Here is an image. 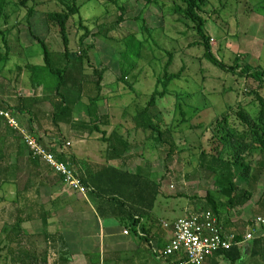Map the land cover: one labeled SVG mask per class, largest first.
<instances>
[{"label":"rangeland","instance_id":"1","mask_svg":"<svg viewBox=\"0 0 264 264\" xmlns=\"http://www.w3.org/2000/svg\"><path fill=\"white\" fill-rule=\"evenodd\" d=\"M66 1L35 0L29 4L38 6L40 12L32 21L35 33L46 39L53 55L63 53L65 48L56 29L48 32L43 13L65 10L63 2ZM7 2L6 19L1 20L2 30L11 31L18 24H23L21 30L18 29L19 32L14 29L8 36L7 42L13 54L9 61L2 63L3 71L0 74V92L6 99L4 103L13 106L17 95L28 96L32 92L35 96L38 84L41 85L38 88L40 96L51 95L58 79L42 68L45 67L44 51L27 31V9L19 7L18 0ZM78 4L82 6L81 15L69 23L71 51L73 56L82 54L83 50L88 52V61L85 62L87 74L92 76L96 70L105 72L102 82L104 99L98 105V113L100 117L108 115L112 118L110 129L104 127L106 136L110 137L118 129L122 138L132 146V150L124 155L125 162L123 159L117 160L119 168L130 173L144 168L151 171L155 181L165 178L157 209V217L161 220L176 221L202 210L207 205L208 194L227 204V197L221 191L228 187V182L221 174L214 175L201 167L199 147L209 150L208 128L230 108L242 105L249 113H258L253 92L259 89V84L243 76L241 68L250 65L264 71V0H207L201 13L207 19L206 31L212 39L214 55L228 66H234L237 58H243L239 63L241 68L235 74L223 72L204 59L203 48L194 46L200 38L192 30L193 25L174 12L175 7L181 5L176 0H159L151 6H147L144 0H118V6L109 4L106 0H80ZM121 17L123 21L118 23ZM81 25L90 31L83 49L80 47V39L85 31L80 28ZM130 36L146 42L141 60L135 64V70L126 80L133 88L121 81L123 66L131 67L133 63H129L130 59L126 65L123 59V54L127 52L125 39ZM170 52L174 54V60L169 72L179 74L183 71V75L181 80L172 83L168 95L157 102V111L161 113L165 124L162 128L172 129L178 147L188 150L168 161L166 154L149 141L150 134L141 128L142 121L138 119V114L146 108L155 91H164L159 86V79L164 76V68L170 61ZM5 53L6 46L0 42V55L4 56ZM28 65L34 66L37 74L27 70ZM19 66L22 67L21 71L18 70ZM261 95L264 97V89ZM88 104V100L83 98L76 106L79 119H83L84 114L89 121ZM12 114L18 125L24 131L30 132L41 146L67 154L70 163L73 148L81 156H90L94 162H102V154L108 151V145L102 141L104 135L94 133L90 137L85 132L81 136L86 137L85 140L74 137L73 142L69 134L63 135L64 139L61 141L65 148L61 151L54 148L53 143H46V139L41 138L43 136L24 128L28 123L27 116ZM32 119L36 121L35 118ZM68 143L72 145L68 146ZM42 163L52 172L45 174L46 186L39 189H44L47 209L52 208L58 188L64 194L73 192L79 195L64 180L63 183H56L57 174L46 163ZM248 163L255 166L256 160ZM233 171L240 189H251V181L242 177L243 169L239 167ZM28 181V175L22 177L21 188ZM5 189L4 201L0 192V221L11 223L15 218L16 207L13 201L17 192L13 185H7ZM181 194L185 198H173ZM263 194L264 176L245 207L225 210L221 216L224 226L238 233H247L249 228L262 230L264 225L256 226V223L258 219H264V213L258 207ZM162 199L170 201V208L161 206ZM48 231L58 232L53 227L48 228ZM236 264L243 263L239 261Z\"/></svg>","mask_w":264,"mask_h":264},{"label":"trees","instance_id":"2","mask_svg":"<svg viewBox=\"0 0 264 264\" xmlns=\"http://www.w3.org/2000/svg\"><path fill=\"white\" fill-rule=\"evenodd\" d=\"M80 0H67L63 2L65 10L61 12L43 13L44 24L48 27V32L56 29L62 39L65 51L58 55H53L50 51L49 44L46 39L35 33V27L32 23L39 14L37 5L30 6V3L35 0H18V6L27 9L26 24L29 32L35 43L44 51L45 67L50 75L58 79L55 90L51 95H39V86L36 85L38 91L33 97H22L17 95L16 102L13 106L0 105L3 110L10 111L14 114L37 117L44 107L50 109V116L53 125L59 130L63 126L69 127L73 120L74 107H76L83 98L88 100L89 121H78V130L89 128V134L100 133L104 135L103 143L108 145L109 162L122 160L124 155L132 150L129 142L124 140L116 129L110 137H107V132L103 131V127L111 125L112 118L108 115L98 117V105L104 99L102 82L104 71L96 70L92 76L87 74L86 60L88 61V52L83 50L82 54L73 56L71 51V43L69 36V23L72 19L81 15L82 6L79 5ZM107 3L118 6V0H106ZM147 6L153 3H158L159 0H144ZM181 5H177L174 12L182 15L186 21L190 22L192 30L196 32L200 41L194 46L203 48L204 59L212 66L229 74L237 73L242 57L237 58L234 66H228L219 60L213 52L211 45V37L207 34L206 25L207 19L201 13L206 5L207 0H176ZM7 0H0V42L6 46L4 56L0 55V74L3 71L2 63H6L11 59L13 54L12 48L9 46L7 39L10 32L14 29L21 30L22 25L16 26L11 31H3L1 28V20L5 17V9ZM35 4V3H34ZM123 11V9H120ZM121 17L118 23H121ZM20 26V27H19ZM85 34L80 39V47L83 49L84 42L88 39L90 31L81 27ZM18 30V32H19ZM47 36V35H46ZM127 52L123 54V59L127 65L133 61L131 67L122 68V78L127 86L133 88L132 85L126 83L131 73L135 70V64L142 58V51L146 42H141L135 36H130L125 39ZM170 61L164 68V76L159 79V86L164 88L163 92L155 91L146 108L138 114V119L142 121L141 128L149 132V141L156 145V149L166 154V159L169 161L175 156L186 152L188 149L178 147L174 140L172 129H163L164 124L161 118V113L157 111V102L164 99L169 93V87L175 81L182 78V72L172 74L169 72L173 65L174 54L168 53ZM26 69L35 71L34 66L28 65ZM242 69V75L246 78L253 79L259 84V89L254 91L256 102L258 104V113L253 115L249 113L242 105L237 108H230L226 113L217 117L209 126L210 132L209 150H204L201 146V167L208 170L214 175L221 174L225 181L228 182V187L223 188L221 192L227 197V204L215 199L211 194L206 197L207 205L195 213L212 212L221 222L224 231L227 229L222 223L221 216L227 208L238 209L245 207L253 198L255 187L264 176V97L261 95L264 89V71L260 68H254L250 65ZM18 70H22L19 66ZM34 74V76H35ZM41 93V92H40ZM185 116V113H182ZM185 121V120H184ZM165 125V124H164ZM1 127L3 129H1ZM140 128V127H138ZM61 139L64 137L62 135ZM63 147L64 142L61 141ZM49 150V149H48ZM49 152L56 155L59 161L68 162L67 154L57 152L56 149H51ZM71 159V158H70ZM256 160L255 166L248 163L250 160ZM124 160V159H123ZM125 162V160H124ZM71 163L75 165L74 161ZM41 160L34 158L27 148L23 137L17 132L10 129L4 122L0 121V192L3 194L1 199L4 201L7 185L16 187L17 196L13 201L15 208L14 223L21 226L26 222L42 220L48 225L51 215L46 212L45 206L40 203L38 194H33L31 187L46 186L45 174H51V170L46 168ZM242 168V177L249 179L252 183L251 189L242 190L236 183L234 168ZM29 181L27 185L21 188L22 177L27 176ZM82 183L89 189L92 198L99 201L98 213L101 218L113 217L116 219L128 232L133 235H143V239H150L154 228L163 232L161 220L155 217L154 209L157 201L163 193V184L165 178L161 181H155L152 178L151 171L144 168H138L135 174L120 169L119 167L108 164L99 171L90 174L89 177L79 175ZM56 183H63L61 176H56ZM39 179V184L33 183ZM34 185V186H33ZM185 198L183 194L174 196V199ZM258 207L264 213V194L258 202ZM253 225V224H252ZM251 225V226H252ZM12 231V230H11ZM236 236V242L233 248L228 252H220L214 257H225L231 263L236 264L243 260V250L237 244L244 242L247 233L231 232ZM228 234V233H227ZM20 235H17L14 240L18 239L19 245L22 240ZM46 242V257L53 255H68L67 245L64 237L61 234L49 233L44 234ZM252 247V257L258 258L264 253L262 249L263 241L254 239L250 242ZM2 258L0 249V259ZM48 259V258H47ZM172 263H177L178 258L170 259Z\"/></svg>","mask_w":264,"mask_h":264},{"label":"crops","instance_id":"3","mask_svg":"<svg viewBox=\"0 0 264 264\" xmlns=\"http://www.w3.org/2000/svg\"><path fill=\"white\" fill-rule=\"evenodd\" d=\"M0 95V105H7L4 103L6 99L3 98L1 92ZM33 96L31 92L28 96L24 95L22 97ZM97 116L100 118L101 115L98 114ZM82 117L84 118L79 119L75 107L70 126L65 129L67 127L65 125L59 130L51 121L50 109L44 107L38 112L37 117H34L36 121L27 116L28 123L24 128L29 129L40 137L43 136L41 138L46 139V143H53L54 148H59L63 151L65 145L63 144L62 147L60 144L62 135L69 134L72 142L74 137L85 140L86 137H81L84 132L87 136L89 135V128L78 130L76 127L78 121H88L86 115L83 114ZM102 130L105 131L104 127ZM70 156L75 163L76 169H78L77 171L80 172H78L79 175H84L86 178L90 174L95 173V171L101 170L105 165L117 166L119 164L118 161L109 162V157L106 153L102 154V158H100L102 162H99L100 160L94 162L88 155L81 156L77 151H74V148ZM33 183L39 184V179L37 178L36 182L33 181ZM31 189L33 194H38L40 203L45 206L44 189L39 190V186L35 189L31 187ZM60 190V188L57 189V196L53 201L52 208L47 209L45 207L46 212L51 215L48 225L42 220L26 222L21 226H17L14 222L0 221V249L2 255L0 264H172L170 260L162 257V253L173 238L172 232L164 228V223H173L175 221L161 220L157 217L159 200L155 206L154 214L156 218L161 220L163 232L154 228L152 234H150V239L147 240L142 238V234L133 235L128 232L113 217L101 218L97 211L99 201L92 198L90 193L87 196H83L80 194L76 195L73 192L64 194ZM160 204L163 207L170 208L169 200L163 201L162 199ZM52 227L58 230L55 233L64 237L68 255L62 256L58 254L46 257L47 246L44 234L46 232L51 233L48 228ZM253 230L255 239L263 241L262 249H264V228L262 230ZM225 232L232 234L231 232L233 231L226 229ZM17 235L21 236V245H19L18 239L14 240ZM240 248L244 253L241 261L243 264H248L249 262L264 264V253L260 254L258 258L252 257L253 249L250 242L245 243ZM205 264L233 263L225 257H213L208 259Z\"/></svg>","mask_w":264,"mask_h":264},{"label":"built area","instance_id":"4","mask_svg":"<svg viewBox=\"0 0 264 264\" xmlns=\"http://www.w3.org/2000/svg\"><path fill=\"white\" fill-rule=\"evenodd\" d=\"M0 121L17 131L23 137L30 154L46 163L73 191L83 196L89 194L90 191L83 185L75 165L59 161L55 154L41 146L30 132L24 131L18 125L12 112L0 108ZM257 225H264V219H258ZM164 228L172 232L173 238L162 253V257L166 260L178 258V262L172 264H205L216 254L230 251L236 242V236L227 234L221 226L220 219L212 212L193 213L173 223H164ZM254 239V230L251 229L246 234L244 242L237 246Z\"/></svg>","mask_w":264,"mask_h":264}]
</instances>
